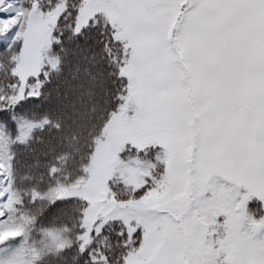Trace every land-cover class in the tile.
<instances>
[{"label":"snow or ice","instance_id":"obj_1","mask_svg":"<svg viewBox=\"0 0 264 264\" xmlns=\"http://www.w3.org/2000/svg\"><path fill=\"white\" fill-rule=\"evenodd\" d=\"M0 264H264V0H0Z\"/></svg>","mask_w":264,"mask_h":264},{"label":"trees","instance_id":"obj_2","mask_svg":"<svg viewBox=\"0 0 264 264\" xmlns=\"http://www.w3.org/2000/svg\"><path fill=\"white\" fill-rule=\"evenodd\" d=\"M54 87L58 89L56 95L59 96L61 105L63 127L60 132H37L36 138L26 145H17L15 151L26 164H31L36 159L50 158L53 154L68 153V165L73 166L75 160L72 157L82 154L93 130L98 114L88 112L91 105L87 98L81 99L78 81L73 79L72 74L66 72Z\"/></svg>","mask_w":264,"mask_h":264},{"label":"rangeland","instance_id":"obj_3","mask_svg":"<svg viewBox=\"0 0 264 264\" xmlns=\"http://www.w3.org/2000/svg\"><path fill=\"white\" fill-rule=\"evenodd\" d=\"M221 182H224V181H221ZM227 183V182H225ZM260 207V202L255 198L253 197L251 200H249L247 202V209L250 213H252L253 215H256L258 216L260 213L257 211ZM33 238L36 239L37 241L39 240V237L37 236L36 233H33ZM31 242V241H30Z\"/></svg>","mask_w":264,"mask_h":264}]
</instances>
